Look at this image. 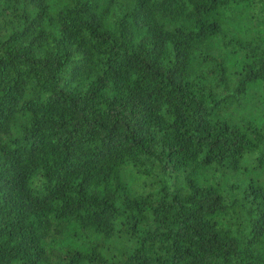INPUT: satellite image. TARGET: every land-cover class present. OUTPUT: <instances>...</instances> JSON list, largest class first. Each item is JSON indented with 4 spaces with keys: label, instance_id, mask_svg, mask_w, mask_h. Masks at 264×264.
Here are the masks:
<instances>
[{
    "label": "trees",
    "instance_id": "obj_1",
    "mask_svg": "<svg viewBox=\"0 0 264 264\" xmlns=\"http://www.w3.org/2000/svg\"><path fill=\"white\" fill-rule=\"evenodd\" d=\"M264 0H0V264H264Z\"/></svg>",
    "mask_w": 264,
    "mask_h": 264
},
{
    "label": "rangeland",
    "instance_id": "obj_2",
    "mask_svg": "<svg viewBox=\"0 0 264 264\" xmlns=\"http://www.w3.org/2000/svg\"><path fill=\"white\" fill-rule=\"evenodd\" d=\"M244 115H247L250 119H253L257 123L264 121V101H260L257 104L251 103L244 111Z\"/></svg>",
    "mask_w": 264,
    "mask_h": 264
}]
</instances>
